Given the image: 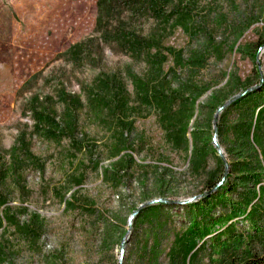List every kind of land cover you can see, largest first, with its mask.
I'll list each match as a JSON object with an SVG mask.
<instances>
[{
  "label": "rangeland",
  "instance_id": "1",
  "mask_svg": "<svg viewBox=\"0 0 264 264\" xmlns=\"http://www.w3.org/2000/svg\"><path fill=\"white\" fill-rule=\"evenodd\" d=\"M98 12L97 0H0V153L6 159L20 123L33 125L28 102L34 94L44 96L60 85L80 94L102 72L117 71L133 110H147L133 116L124 132L127 147L116 157H109L106 129H81L97 148L77 153V164L88 167L83 184L68 192L61 189L68 166H60L59 148L33 136V152L45 168L27 170L24 187L9 197L20 228L0 227V264H188L193 248L190 264H224L239 237H252V248L264 252V200L254 217L243 216L252 181L237 179L231 154L234 126L250 111L253 97L231 104L261 84L257 69L264 76V45L256 51L264 42V0H196L189 23L168 30L164 45L178 53L168 54L164 64L170 88L188 82L187 94L203 92L186 122L187 141L179 145L166 140L154 109L134 98L126 74H143V61L106 45L98 59L93 48L94 61L82 65L65 54L98 36ZM140 22L145 34L154 25L153 19ZM194 130L206 152L198 170L192 168ZM121 155H131L134 163L117 171L113 161ZM111 167L115 171L102 178ZM214 176L218 185L237 187L206 193ZM28 225L34 228L30 235L22 232Z\"/></svg>",
  "mask_w": 264,
  "mask_h": 264
},
{
  "label": "trees",
  "instance_id": "2",
  "mask_svg": "<svg viewBox=\"0 0 264 264\" xmlns=\"http://www.w3.org/2000/svg\"><path fill=\"white\" fill-rule=\"evenodd\" d=\"M195 3L196 0H97L99 12L95 29L98 36L75 43L65 52L74 65L94 61L93 50L98 59L105 45L119 50L134 61H143L146 65L143 74L132 71L126 74L132 84L134 98L140 106L154 109L165 131L166 140L176 145L184 139L187 141L186 122L192 118L197 100L203 92L187 94L185 89L191 87L188 82L181 83L178 89L170 88L164 64L168 60V54L178 56V53L167 48L164 42L171 27L189 23ZM124 11L128 12L127 16H123ZM142 18L154 21L153 27L146 34L143 33V23L140 22ZM263 45L264 42H259L256 51ZM256 73L261 78L258 88L247 90L244 96L231 104L235 105L245 98L253 97L248 101L250 111L234 126L237 133L231 150L233 157H236L233 171L239 173L237 179L244 183L250 179L252 181V198L247 201L243 210L245 217H254L253 213L264 200V76L259 69ZM211 97L213 99V95ZM130 98L122 73L117 71L102 72L80 94L68 92L64 85L44 96L34 94L28 102L32 127L20 123L18 134L6 152L8 159L5 153H0V227L5 223L20 228V224L14 222L13 207L8 206L11 201L9 197L13 195L15 188L24 187L27 170L45 168L44 159L33 152V136L59 148L58 162L62 167L68 166L61 189L68 192L83 184L84 173L88 167L83 161L82 164H77V153L86 154L97 148L95 141L90 140L87 133L81 132L82 128L87 125L99 126L109 132L111 136L106 144L109 157H116L126 149L128 142L124 136L125 130L133 126V116L147 111L133 110L135 108L130 104ZM58 105L62 106V110H57ZM191 139L192 168L198 170L206 152L198 146L196 130L192 132ZM64 141L66 146L62 145ZM124 163H134L133 157L121 155L113 161L117 171L124 167ZM93 165L98 168L99 160L93 162ZM110 171L114 172L115 169L104 168L102 178ZM223 177L225 180L229 175L223 172ZM208 181L206 193L216 187L217 191L226 192L237 187L225 182L218 185L215 176ZM256 187L258 188L255 189ZM76 195V190L71 192V196ZM204 196L210 198L212 194ZM72 203L73 199L64 200L66 207ZM22 230L30 235L34 228L28 225L22 227ZM203 243L202 241L200 244ZM234 243L237 245L233 246V253L224 260V264H264V252L252 248V237H247L246 240L239 237ZM193 249L190 250L192 252L188 264L195 252ZM190 251H187V255Z\"/></svg>",
  "mask_w": 264,
  "mask_h": 264
},
{
  "label": "water",
  "instance_id": "3",
  "mask_svg": "<svg viewBox=\"0 0 264 264\" xmlns=\"http://www.w3.org/2000/svg\"><path fill=\"white\" fill-rule=\"evenodd\" d=\"M230 103H231V101H228L227 103H225V104H224V106H223V107H225V106L229 105ZM215 117H217V114L215 115Z\"/></svg>",
  "mask_w": 264,
  "mask_h": 264
}]
</instances>
